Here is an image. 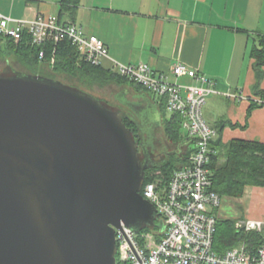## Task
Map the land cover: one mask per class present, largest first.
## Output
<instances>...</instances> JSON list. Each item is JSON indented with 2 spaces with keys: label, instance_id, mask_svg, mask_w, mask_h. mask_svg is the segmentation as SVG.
Masks as SVG:
<instances>
[{
  "label": "water",
  "instance_id": "1",
  "mask_svg": "<svg viewBox=\"0 0 264 264\" xmlns=\"http://www.w3.org/2000/svg\"><path fill=\"white\" fill-rule=\"evenodd\" d=\"M128 113L56 78L0 72V264H117L116 228L156 226L142 194L155 162L140 146L152 145Z\"/></svg>",
  "mask_w": 264,
  "mask_h": 264
},
{
  "label": "crops",
  "instance_id": "2",
  "mask_svg": "<svg viewBox=\"0 0 264 264\" xmlns=\"http://www.w3.org/2000/svg\"><path fill=\"white\" fill-rule=\"evenodd\" d=\"M55 3L0 0V11L16 18H33L41 13L58 14ZM65 20L106 43L110 58L104 60L103 67L107 70L113 71L115 62H145L161 72H169L179 62L197 68L215 81L218 91L208 97L204 109L208 121L213 126L220 120L248 123L245 128L227 123L223 143L233 139L264 142V79L258 94L251 55L254 37L264 34V0H81L73 16ZM229 92L237 97L226 95ZM148 94L140 91L138 96L157 108L161 126L163 118L171 115L166 109L167 113L162 112ZM253 101L261 105L248 119ZM225 198L234 201L236 216L224 215L219 209V217L264 220V187L247 185L242 197Z\"/></svg>",
  "mask_w": 264,
  "mask_h": 264
},
{
  "label": "built area",
  "instance_id": "3",
  "mask_svg": "<svg viewBox=\"0 0 264 264\" xmlns=\"http://www.w3.org/2000/svg\"><path fill=\"white\" fill-rule=\"evenodd\" d=\"M0 35L15 42L27 36L38 46L69 42L77 49L82 64L103 66L110 58L102 39L58 14L16 18L0 11ZM40 56L45 57L44 50ZM113 71L164 99L168 113L181 116L182 130L192 149L188 163L174 172L168 184L159 177L144 184L143 196L155 205L156 224L161 222L162 226L136 231L122 223L116 228L117 264H264V242L254 252L244 242L223 254L214 249L223 198L212 189L209 168L218 130L205 119L204 109L208 97L218 93L215 81L180 62L169 72L158 71L145 62H115ZM183 77L192 82L179 81ZM226 95L237 97L236 93ZM236 225L245 232H264L263 219L246 218Z\"/></svg>",
  "mask_w": 264,
  "mask_h": 264
},
{
  "label": "trees",
  "instance_id": "4",
  "mask_svg": "<svg viewBox=\"0 0 264 264\" xmlns=\"http://www.w3.org/2000/svg\"><path fill=\"white\" fill-rule=\"evenodd\" d=\"M80 3L81 0H59V17L62 20L69 16L72 17ZM254 41L251 50V55L255 58L254 69L257 78L254 88L255 92L260 94L261 83L264 79V34L255 36ZM42 50L45 51L44 58L40 56ZM8 56H14L22 66L34 74L39 72L41 74V67L47 65L53 71L50 74L51 76H54V73L58 75L65 74L67 77L78 79L82 83L99 82L102 85L111 80L118 83L127 82L139 89H144L114 71L105 69L103 66L80 63L77 49L69 42L48 43L38 46L33 44L27 36L22 41L15 42L11 38L0 35V59ZM7 66L16 69L11 63H8ZM73 86L78 87L79 85ZM162 105L165 107V102ZM259 105L261 104L258 102H252L248 111V119L252 110ZM163 116H165L164 113ZM135 120V115L129 113L124 117V121L137 136L136 131H139V128ZM162 122L165 137L172 144V148L175 147L176 150L171 149L163 160L146 171L145 183L159 177L164 184H168L174 172L188 163L189 155L192 152L191 142L182 130L181 116L173 114L169 118H163ZM227 123L233 128H245L248 125V123L242 124L239 122L233 123L230 120H220L219 124L214 126L218 130V136L212 142L214 152L209 168L213 183L212 189L218 192L223 199L225 197H242L247 185L264 187V142L233 139L228 143H223L222 133ZM156 171H159V173L155 174ZM236 221L235 218L218 216L214 236V249L216 252L223 254L226 250L241 242H244L247 248L254 252L264 242V232L242 231L236 227ZM156 227H159V222Z\"/></svg>",
  "mask_w": 264,
  "mask_h": 264
},
{
  "label": "rangeland",
  "instance_id": "5",
  "mask_svg": "<svg viewBox=\"0 0 264 264\" xmlns=\"http://www.w3.org/2000/svg\"><path fill=\"white\" fill-rule=\"evenodd\" d=\"M55 3L56 9L59 10V0H48ZM54 4V3H53ZM56 12V11H55ZM54 12V13H55ZM8 63H11L13 66H15L16 69L29 72L26 67L22 66L17 59L14 56H8L0 59V71L7 67ZM51 69L46 65H43L41 67V74L48 76V77H53L56 79H59L65 83L71 84V85H79L78 87L81 88L84 91H87L88 93L92 94L96 98L100 100H104L109 102L112 105H117L121 106L124 109H130L134 113L137 114V117L140 119L142 122V127L144 129V132L147 134L148 138V143L152 146H154V143L156 142L157 138H160L162 142H164V146L160 149L163 153H165V150L170 151L171 149L176 150V148H172V144L169 143V141L166 139L165 134H164V126H160V120H159V114L158 110L154 105L149 104L146 100L141 99L138 96V93L140 91H145L144 89H139L135 85L127 82H115V81H108L102 84L99 82L96 83H82L78 79H71L67 77L65 74L63 75H58L57 73H54V76H51ZM37 74H40L37 73ZM124 90L129 91V94L124 93V96L127 95L128 98H132L134 95H136L137 98H133L134 101H138L136 104H128L126 103V98L123 96H117L124 92ZM150 96L152 102L158 106V108H161L162 111L167 113L164 108V106L161 104V100L158 96H155L153 93L148 94ZM125 98V99H124ZM205 113V112H204ZM170 115V114H169ZM168 117V114H166ZM205 119L208 121V118L205 116ZM163 124V122H162ZM158 140V139H157ZM171 147V148H170ZM159 171H156L155 174H158ZM234 201H230L229 199L227 200L226 198L223 199L222 205L220 207V210L224 215L227 216H236L237 210L234 208ZM245 218H237V221L244 220ZM236 225V224H235ZM237 227V225H236Z\"/></svg>",
  "mask_w": 264,
  "mask_h": 264
},
{
  "label": "flooded vegetation",
  "instance_id": "6",
  "mask_svg": "<svg viewBox=\"0 0 264 264\" xmlns=\"http://www.w3.org/2000/svg\"><path fill=\"white\" fill-rule=\"evenodd\" d=\"M124 93L129 94L130 92L127 90H124V92H122L121 94L117 95V96H123L125 97L124 99L126 100V103L128 104H136L138 101H134L133 98H137L136 95H134L132 98H128L127 95L124 96ZM121 107V106H119ZM123 108V107H122ZM125 110H130V109H125ZM135 122H137V124H142V122L140 121L139 118L136 117ZM138 126V128H139ZM137 133V139H140V131H136ZM158 139V140H157ZM156 142L154 143V146H152V148L148 149L147 151H143V149L140 146V151H142V155H143V159L148 161V162H155V165L160 162L161 160H163L166 156V154L169 153V151L165 150V153H163L162 151H160V149L164 146V142H162V140L160 138H157ZM140 141V140H139Z\"/></svg>",
  "mask_w": 264,
  "mask_h": 264
}]
</instances>
